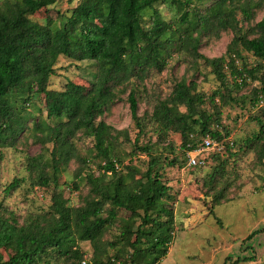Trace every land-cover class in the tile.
I'll use <instances>...</instances> for the list:
<instances>
[{
    "label": "trees",
    "instance_id": "1",
    "mask_svg": "<svg viewBox=\"0 0 264 264\" xmlns=\"http://www.w3.org/2000/svg\"><path fill=\"white\" fill-rule=\"evenodd\" d=\"M51 1L0 0V147H15L26 131L42 148L51 143L47 157L39 152L28 156L26 164L29 185L49 191L47 209L17 214L7 208L4 198L21 185V178L2 189L0 264H156L168 252L173 235L175 194L163 171L185 162L178 161L172 145H162L170 132L179 135L182 155L198 149L208 136L222 142L230 158L237 155L230 146H239L241 151L254 149L258 162L264 163V13L253 22L264 0H78L69 11L58 10L59 25L31 18ZM160 4L176 11L177 17L164 18L157 9ZM227 31L232 38L223 55L209 58L198 52L204 38H219ZM180 50L193 61L202 59L219 87L207 95L197 91L194 80L182 78L151 111L138 115L140 82L151 69L162 71L166 59ZM243 52L257 63L249 66ZM61 56L94 61V80L85 86L67 79L62 89L50 88ZM249 78L258 86L247 95L234 94ZM126 82L137 128L133 140L125 130L96 121L121 99L115 87ZM40 96L51 123L30 109ZM222 105L248 108L258 131L230 145L232 131L223 124ZM255 108L258 114L251 112ZM78 133L93 140L94 157L99 159L96 171L88 164L89 157L92 164L95 159L77 152L73 138ZM119 134L129 143V152L118 151ZM142 136L146 142L139 141ZM220 150L212 152L214 164L201 186L207 194L219 191L214 204L230 200L229 158H220ZM202 158L205 164L207 157ZM73 161L72 179L66 183L79 189L84 181L85 192L79 195L81 204L68 205L59 175ZM130 173L138 178L130 179ZM210 209L213 213V206ZM111 229L114 235L108 238ZM79 242H89L90 254ZM4 252H9L8 258Z\"/></svg>",
    "mask_w": 264,
    "mask_h": 264
},
{
    "label": "rangeland",
    "instance_id": "2",
    "mask_svg": "<svg viewBox=\"0 0 264 264\" xmlns=\"http://www.w3.org/2000/svg\"><path fill=\"white\" fill-rule=\"evenodd\" d=\"M78 0H52L42 10L31 14V18L38 23L56 26L60 24L59 12H66L73 8ZM195 4L203 7L200 2ZM157 9L162 16L168 20L177 17L176 11H170L162 4L157 5ZM264 9L255 15L253 22H257L263 15ZM246 25V23H245ZM232 38V32H223L219 38L212 36L202 40V45L198 52L207 57H218L225 53L226 47ZM249 66H254L257 60L247 52H243ZM193 58V57H192ZM184 51L174 52L166 59V65L162 71L151 69L140 85L137 83L138 115L144 111H151L153 105L164 96L168 95L174 83L180 79L186 81L194 80L197 91L209 95L213 90L219 87L220 81L210 71V67L203 63V60L192 59ZM264 64V61L262 62ZM56 74L50 77V88L60 90L67 79L83 85H89L94 80L96 66L92 60L70 61L60 57L56 64ZM130 83L117 84L115 87L117 94H122L121 99L112 105L108 112L97 118L110 124L116 130H125L131 140L135 138L137 128L131 117L127 94L130 89ZM258 86L257 81L247 79V86L235 90L234 94L241 96L247 95L250 89ZM222 99H216L217 103L222 104ZM264 106V105H263ZM39 108V109H38ZM38 118H43L51 123L46 117V111L43 105V97L33 99L30 107ZM206 109L211 110V106L206 104ZM222 111L223 124L231 128V136L228 139L231 145L233 140L242 143L243 139L251 136L252 132L258 131V125L251 118L248 108L242 109L240 106L229 108L220 107ZM253 114L258 109H252ZM258 114V113H257ZM148 136L152 141L156 139L152 128H147ZM79 135V137H78ZM77 147L78 154H88L95 159L88 158V164L91 169L96 171V162L99 161L93 148V140L78 133L73 138ZM147 137H141L139 141L146 142ZM172 145L176 149L175 154L178 161L184 159L182 167L178 165L165 166L164 180L172 187L175 194L173 208V235L168 252L161 257L156 264H264V163L258 162L254 149L241 151L239 146H230L231 152L237 155L230 158L228 151L220 150V158H229L227 169L229 177L226 179L230 183L227 189L229 201L215 203L219 191L208 194L205 187H201L214 164L211 157L215 150H202L198 157H207L204 166L189 167L187 165V153L182 155L180 149V137L175 132H170L165 144ZM118 151L123 154L129 152L130 145L123 141V136H117ZM245 143L243 144V146ZM254 143H251L253 147ZM46 148L41 144L34 142L29 132L22 133L15 147H0V200L3 199L5 185L9 184L15 177L23 179L21 185L17 187L10 195L4 198L3 203L9 210L17 214L27 212H37L48 208L49 191L43 188L29 185L30 176L26 170L28 156L43 153L48 156L51 143H46ZM224 146V144H223ZM242 149V148H241ZM229 150V151H230ZM145 159V155H140ZM235 160V161H234ZM128 162L126 159L125 164ZM133 163L135 160L132 161ZM140 168L144 165L137 163ZM76 163L67 167L65 171L60 172L59 188L63 197L68 199V205L81 204L80 194H84L85 189L82 183L79 189H73L66 182L72 179V171ZM89 168V167H88ZM85 174V172L83 173ZM130 179L138 178L134 174H129ZM65 182V183H64ZM224 183V182H223ZM221 184V186L223 185ZM80 195V196H79ZM171 203V201H169ZM213 206V213L210 208ZM114 230L107 233L108 238H112ZM116 232V231H115ZM254 232V235L247 239V236ZM79 245L88 250L90 254L89 242H79ZM9 252H4V257L8 258Z\"/></svg>",
    "mask_w": 264,
    "mask_h": 264
},
{
    "label": "built area",
    "instance_id": "3",
    "mask_svg": "<svg viewBox=\"0 0 264 264\" xmlns=\"http://www.w3.org/2000/svg\"><path fill=\"white\" fill-rule=\"evenodd\" d=\"M223 148V144L220 141L217 140H213L210 137H205L201 146L194 150V151H188L187 152V165L189 167H197V166H201L204 164V160L201 157H198V154L202 151V150H220ZM84 263V262H83Z\"/></svg>",
    "mask_w": 264,
    "mask_h": 264
}]
</instances>
